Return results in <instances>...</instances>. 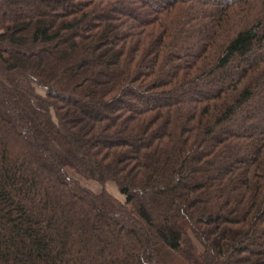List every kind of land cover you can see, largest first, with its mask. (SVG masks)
<instances>
[{"label":"trees","instance_id":"16d2710c","mask_svg":"<svg viewBox=\"0 0 264 264\" xmlns=\"http://www.w3.org/2000/svg\"><path fill=\"white\" fill-rule=\"evenodd\" d=\"M163 252L264 264V0H0V264Z\"/></svg>","mask_w":264,"mask_h":264},{"label":"rangeland","instance_id":"374dc122","mask_svg":"<svg viewBox=\"0 0 264 264\" xmlns=\"http://www.w3.org/2000/svg\"><path fill=\"white\" fill-rule=\"evenodd\" d=\"M191 95V94H189ZM105 112L104 110L102 109H99V110H93L92 113L93 114H98V112H101V111ZM234 129H241L243 126L242 124H240L239 122L237 123H234ZM228 128L225 127L223 128L222 130H220V132L222 131H227ZM67 173L69 174L70 177L74 178L75 180L79 181L81 183V185L87 189H90L91 191L95 192V193H100L102 192L103 190L107 191L109 194H111L116 200H118L119 202L121 203H124L125 202V196L122 195L119 191V188L117 186L116 183L112 182V181H109L107 182L105 185H101L97 182H94V181H90V180H86L80 176H78L73 170H68ZM163 256H164V260L166 262V264H180L179 263V259L178 258H175L173 256H170L168 253L166 252H163Z\"/></svg>","mask_w":264,"mask_h":264}]
</instances>
